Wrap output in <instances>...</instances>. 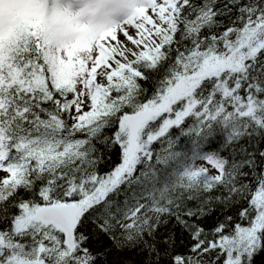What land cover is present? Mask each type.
Masks as SVG:
<instances>
[{
  "label": "snow or ice",
  "instance_id": "obj_1",
  "mask_svg": "<svg viewBox=\"0 0 264 264\" xmlns=\"http://www.w3.org/2000/svg\"><path fill=\"white\" fill-rule=\"evenodd\" d=\"M0 264H264V0H0Z\"/></svg>",
  "mask_w": 264,
  "mask_h": 264
}]
</instances>
